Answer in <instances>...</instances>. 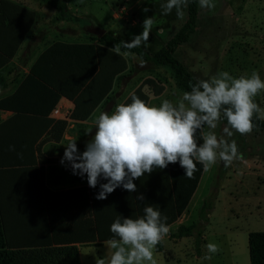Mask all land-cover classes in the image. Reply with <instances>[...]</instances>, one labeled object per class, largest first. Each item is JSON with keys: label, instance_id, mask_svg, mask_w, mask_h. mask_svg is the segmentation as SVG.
<instances>
[{"label": "rangeland", "instance_id": "obj_1", "mask_svg": "<svg viewBox=\"0 0 264 264\" xmlns=\"http://www.w3.org/2000/svg\"><path fill=\"white\" fill-rule=\"evenodd\" d=\"M14 1L19 3L20 10L26 12V21L21 22L20 37L30 28L33 17L48 24V31L43 42L50 44L45 46L38 57V62L52 56L51 72L45 81L55 80L58 77L56 72L62 65V59L61 61L58 59L62 58V46H65L63 47L64 51L66 49L75 52L76 49L74 48L76 45L63 43L62 38L58 36L62 32L66 35L74 33V29L70 27L71 23L63 20L57 10L40 4L37 0ZM64 2L71 10L80 8L89 13L94 24L104 27V33H111L110 27L117 22L116 20L124 22L126 32L130 35L128 40L143 31L142 22L144 18L151 16L154 22L148 44L146 47L141 45L143 49L151 53L163 47L165 41L176 32L186 18L185 8V17L182 20L177 17L175 9L169 15L162 14L161 4L165 0H138L136 5H133L132 0H64ZM213 2L215 7L207 10L201 9L199 0H197L194 31L189 35L186 42L175 49L173 56L191 73L195 82L198 79H209L224 71L238 78L241 75H250L255 70L259 72L261 79H264V0H213ZM20 3L30 6L34 12L29 8H23ZM145 7L149 11L144 12ZM114 13L117 17L116 15L112 16ZM84 22L80 21V24L82 25ZM75 34L77 33L75 32ZM67 37H63V40H74ZM123 56L124 58L121 57L124 62L122 69L124 73L112 76L116 79L113 95H119L118 99L112 100V108L106 105L104 109H99V112L105 111V109L110 112L113 111L115 105L119 104L125 96L127 97L121 103H124L132 92L139 90L143 92L141 88L147 93L144 92L146 94L145 102L149 105H159L163 99L176 101L180 98L182 92L175 87L170 78L171 71L167 67H154L150 62L145 61L141 65V59L135 55L123 53ZM61 72L63 74L66 71L61 69ZM65 75L70 76V74ZM108 76L105 77L108 78ZM106 78L105 80H107ZM125 85L126 87H124ZM111 86L110 84L109 89ZM134 86L136 87L132 88ZM107 91L109 90H104L103 87L97 96V101ZM72 93L69 96L72 101V108L64 110L62 119L51 124L44 136L36 138L35 150L40 152L41 146L47 141L49 142L47 149H62L63 156L64 145L73 140H76L80 151L85 149V144L91 139V136L88 135L85 140L84 129L81 127H79V134H76L78 129L75 125L71 126L72 121L69 120L86 119L91 108L82 111L79 103L80 93L76 94V91H72ZM255 100L264 109V93L258 95ZM98 114L96 113V116ZM73 115L78 116L74 117ZM80 115L84 117H79ZM224 125L220 122L215 129L218 137L224 135ZM92 127L94 128V125ZM94 131L95 129H93V133ZM196 138L198 142L202 143L199 132ZM228 139L236 141L242 159L234 160L228 167H225L222 161H218L207 171L197 162L194 186L189 197L185 200V206L178 213L180 215L185 214L181 217L179 224L199 223L200 226L198 225V227L202 238V242L198 246L199 250L195 249L192 236L177 239L170 236V233L174 232L179 225L174 223L170 225L169 234L161 242L162 250L159 252L154 250V259L157 264H248L247 233L264 230V129H254L248 135H240L234 132L233 136ZM15 142L18 143L19 141L13 136L1 140L4 148H1L0 159L2 158L5 163L3 166L11 169L27 164L22 160H16L25 157L14 153L17 149ZM10 146H12L11 149ZM34 157L35 159L29 162L32 165L29 166H33L42 173L41 179L45 189V198L50 199L53 193L56 194L59 191L65 192L80 187L91 188L86 180L72 182L79 175H74L67 164L62 165L60 171L49 166L46 170L41 163L48 159L43 157L41 153ZM1 173L4 177L8 175L4 171ZM18 173L19 171L16 172V170L9 172L11 180L8 179L9 183L5 185L4 194L1 193L0 187V211L2 212L3 229L6 232L8 242L11 240L8 229L9 224H11L14 233L25 231L21 237L35 234L41 235L43 239L51 234L62 236V244L76 246L77 252L79 251L78 260L80 264H95L97 256L103 257L106 254L105 243L112 237H104L101 240L90 238L89 230L82 227V218L78 217L80 214L77 213V210V219H73L70 216L71 211L68 212L67 209L62 211V202L58 199L50 200L55 201V204H48L47 200H40L43 203V211L46 209V211L61 213L62 224H54L50 229H53V232L50 230L45 232L44 229L40 228H33L32 230L31 227L26 228L29 226V216L30 218L33 217L34 209L38 206L37 200L30 196L32 187L37 182L34 180L30 182V178H28L24 184L18 181V184L14 186L11 182ZM20 176H22L21 173ZM172 177L173 180L170 178L171 188L177 195L182 192L183 187L180 188L182 185L179 181L182 180V177L185 178L184 169L178 165L177 175L172 174ZM203 201L209 203L205 215L200 212ZM143 204L157 207L155 202ZM109 212L105 214H109ZM143 214L141 211L137 216ZM104 217L105 219L103 218L100 225L96 226V232L102 235L108 234L107 236L112 235L110 232L111 222H106L109 217L107 215ZM33 219L35 220V217ZM36 221H39L38 215H36ZM12 224L17 225L15 229ZM209 242L217 244L220 251L211 254V259H205L204 257L209 255L206 248Z\"/></svg>", "mask_w": 264, "mask_h": 264}, {"label": "clouds", "instance_id": "obj_2", "mask_svg": "<svg viewBox=\"0 0 264 264\" xmlns=\"http://www.w3.org/2000/svg\"><path fill=\"white\" fill-rule=\"evenodd\" d=\"M189 2L165 0L162 14L169 15L175 9L182 20ZM199 5L207 10L215 7L213 0H199ZM143 11L149 9L145 7ZM153 22L151 16L145 17L143 31L130 41L123 40L114 50L119 53L121 46L129 50L146 47ZM140 63L143 65L144 61L141 59ZM189 87L190 91H184L176 101L163 99L159 105H149L131 94L130 103H119L111 112H99L94 128L85 130L91 139L84 151L78 149L76 140L70 141L64 145L60 163L70 166L74 175H86L89 187L99 186L95 199L103 200L117 187L136 192L135 180L169 164L178 162L184 175L192 178L197 162L207 171L218 161L228 167L234 160L242 159L236 141L228 138L234 132L251 134L254 117L264 120V109L255 100L264 93V79L259 72L254 70L237 78L224 71L190 82ZM222 120L226 121L224 135L218 137L215 129ZM198 132L202 143L197 141ZM137 199L143 200V195ZM143 213L137 218L118 217L111 223L112 238L105 243L107 252L103 257L97 256L95 264H157L154 250L169 234L167 217L151 205L145 206ZM206 248L209 255L205 259L220 251L212 242Z\"/></svg>", "mask_w": 264, "mask_h": 264}, {"label": "crops", "instance_id": "obj_3", "mask_svg": "<svg viewBox=\"0 0 264 264\" xmlns=\"http://www.w3.org/2000/svg\"><path fill=\"white\" fill-rule=\"evenodd\" d=\"M137 1L132 0L133 5H136ZM18 4L14 0L0 1V102H3L0 107V153L1 148H4L1 140L13 136L19 141L18 143L15 142V148L17 149L14 153L25 157L24 159H14L29 163L35 159L34 156L41 153L43 157L48 159L46 162L41 163L46 170L49 166L60 171L62 169L60 163L62 149H47L49 142L46 141L39 152V150H35L34 145L36 138L44 136L51 124L62 119L64 110L72 108V101L69 98L73 94L72 91H76V94L80 93L79 103L82 111L91 108L86 119L69 120L72 121L70 125H75L78 129L76 134H79V127L84 129L83 136L85 135V140L88 138L85 130L93 128L96 113H99L106 105L112 108V100H117L119 96L113 95L114 81H116L114 77L111 81L112 86L108 89L109 91L97 101V96L105 85V76L109 74L110 64L108 54L103 50L96 49L98 46L97 37L90 34L88 28L95 26L102 29L104 33V27L94 24L90 19L92 16L86 11H82L80 8L71 10L66 5L68 13L74 20L65 21L71 23L70 27L74 29V33L66 35L62 32L58 36L62 38L63 43L76 45L74 47L76 49L75 52L66 49L64 51L63 47L65 46H62V58H58L60 61L62 59V65H60L59 71L56 72L58 77L55 80L46 82L45 78L51 72L53 58L48 56L45 58L46 60L49 59L48 61L44 59L45 62L43 60L38 62V57L45 46L50 44L49 42H47L48 44L43 42L48 31V24L33 17L30 28L20 37L21 22L26 21V12L20 10ZM20 4L23 8H29L34 12V9L30 6ZM115 15L114 13L112 16ZM80 21H83L84 24L81 25ZM116 21L110 27L111 33L126 39L130 38V35L126 32V24ZM65 36L74 40H63ZM120 54L124 58L123 53ZM61 69L66 72L62 74ZM123 73L120 72V74ZM65 74H70V76ZM141 90L143 93L145 92L143 88ZM105 111H108V109H105ZM0 163H3L2 158ZM178 165V162L169 164L165 169H155L151 174L145 173L135 180L134 183L137 185V191L134 192L135 196L143 195V200L138 199V202H155L157 204L156 209H159L161 216L168 218L171 215V195L173 192L170 178L173 180L172 174L177 175ZM98 191L99 186L93 188V200L99 207L103 208V213H108L113 208L114 211L111 212L121 215L115 216V219L118 217H131L132 213L129 207L127 210L117 207V204L124 202L129 205V202L133 200L131 192L122 189V187H117L107 196V199L97 200L95 196ZM111 204L114 207H110ZM162 204H166V209L162 208ZM124 213L126 214L124 215ZM183 215L185 216V214H177L175 219L167 224L169 228L171 224H179ZM103 218L105 219V217Z\"/></svg>", "mask_w": 264, "mask_h": 264}, {"label": "trees", "instance_id": "obj_4", "mask_svg": "<svg viewBox=\"0 0 264 264\" xmlns=\"http://www.w3.org/2000/svg\"><path fill=\"white\" fill-rule=\"evenodd\" d=\"M40 4L47 5L48 7L54 8L57 10L64 20L73 19L72 16L68 13L66 4L64 0H37ZM186 18L182 25L176 30L174 34H172L164 43L163 47H161L156 52H148L143 49L141 46L139 48L134 49H124L121 46L120 52L117 53L114 48L116 45L121 44L123 40L130 41L122 36L114 35L112 33H103L100 37L96 38L98 42L97 50L105 51L109 56V64L110 71L109 76L105 80L104 90H108L111 84V78L113 75L117 76L123 69V58L120 53H130L135 55L139 59L143 61L150 62L154 67H167L170 71V78L173 80L175 87L180 90L182 93L184 91H190V82L195 83L194 78L191 73L183 66L181 62H179L174 56L173 52L175 49L186 42L189 35L194 31L195 28V20L197 15V0H190L187 7L185 8ZM94 37V36H93ZM131 94H135L140 97L142 100H146V95L143 92L134 91ZM131 94L127 98L124 103L131 102ZM3 102H0V105ZM74 117L78 115H73ZM79 117H84L80 115ZM81 119V118H80ZM255 128L254 129H264V120L253 118ZM223 124H226L225 120L221 121ZM0 171L8 173L5 177L0 172V187L1 193H5V185H8L11 180L9 176V172L16 170L19 171L17 177L13 179L11 182L14 186L18 184V181L24 184L26 179L30 178V182L33 180L36 181L35 185L32 187V191L30 192V196L33 199L37 200L36 208L33 212V217L28 218L29 226L31 230L35 229H44L45 232L49 231L54 224L61 223L62 224V215L61 213L43 211V201L47 200L49 204H55V201H50L52 199H58V201L62 202V211L64 209L69 212L71 211L70 216L73 219H77V213L80 214L82 220V227H85L89 230V237L93 239H104V237H112V235L107 236L108 234H99L97 233L96 226H99L103 221L104 215L109 217V220H106L107 223H112L115 220V216H121L120 214H115L110 210L109 214H105L102 212V207H99L97 203L93 200V192L92 188H77L69 191H59L53 193L50 199L45 198V189L42 184V173L40 170L35 169L32 163L23 164L22 167H18L16 169H11L9 167L3 166L5 163H0ZM8 166V165H6ZM3 170V171H2ZM22 176L19 177V174ZM40 174V175H39ZM186 178V179H185ZM182 177L180 188H182V192H179L177 195L175 192H172V208L171 215L167 218L166 224L173 221L176 215L183 209L185 206V200L189 197L192 188L194 186L196 176L193 175L192 178H188L187 176ZM5 179V180H4ZM9 179V181H8ZM185 181L183 182V180ZM83 180H87L86 175L82 178L81 176L72 180V182H80ZM132 201L125 204H117V207L120 209L127 210L128 207L131 209V217L137 218L141 211L143 212L145 204L138 202L137 197L134 192H131ZM47 204V205H48ZM114 207V205L112 206ZM207 207H209V203L203 201L200 212H203L205 215L207 212ZM41 208V209H40ZM162 208L166 209V204H162ZM169 208V206H168ZM49 210V209H48ZM64 213V212H63ZM126 213H124L125 215ZM201 214V213H200ZM36 215L39 217V221H36ZM46 215V216H45ZM45 216V217H44ZM2 212L0 211V264H80L78 260V252L77 248L73 244H62V236H55L54 234L49 235L46 239H43L41 235H31L26 237H21L23 231H18L14 233L11 228V224H9V233L11 235L10 241L8 242L6 232L3 229V218ZM35 217V220L33 219ZM204 222V221H203ZM16 223V222H14ZM18 225V223H16ZM16 224H12L14 229ZM33 225H36L33 227ZM197 224L190 225H178L176 230L170 233V236L174 239L181 237H193V243L195 245V249L198 251V246L202 242V238L200 235V228ZM40 226V227H38ZM200 226V225H199ZM43 227V228H42ZM34 229V230H35ZM53 232V229L50 230ZM9 237V236H8ZM15 240V241H14ZM247 243V256H248V264H264V230L261 231H250L247 233L246 237ZM50 242V243H49ZM32 243V244H31ZM162 250V243L156 246L155 251L159 252Z\"/></svg>", "mask_w": 264, "mask_h": 264}, {"label": "water", "instance_id": "obj_5", "mask_svg": "<svg viewBox=\"0 0 264 264\" xmlns=\"http://www.w3.org/2000/svg\"><path fill=\"white\" fill-rule=\"evenodd\" d=\"M88 32L90 34H93L97 38L103 34V30L95 26H91L90 28H88Z\"/></svg>", "mask_w": 264, "mask_h": 264}]
</instances>
